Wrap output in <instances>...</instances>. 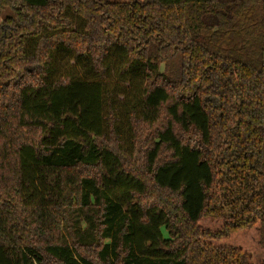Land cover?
I'll list each match as a JSON object with an SVG mask.
<instances>
[{
    "label": "trees",
    "instance_id": "trees-1",
    "mask_svg": "<svg viewBox=\"0 0 264 264\" xmlns=\"http://www.w3.org/2000/svg\"><path fill=\"white\" fill-rule=\"evenodd\" d=\"M0 264H264V0H0Z\"/></svg>",
    "mask_w": 264,
    "mask_h": 264
},
{
    "label": "rangeland",
    "instance_id": "rangeland-1",
    "mask_svg": "<svg viewBox=\"0 0 264 264\" xmlns=\"http://www.w3.org/2000/svg\"><path fill=\"white\" fill-rule=\"evenodd\" d=\"M113 1H125V0H113ZM107 83L111 88L117 89L116 97L120 107V112L123 117L124 129H127L125 107L128 105V103L134 100L135 96L137 95V90H134V86L131 85L129 82L121 81L114 74L110 75V77L107 79Z\"/></svg>",
    "mask_w": 264,
    "mask_h": 264
}]
</instances>
